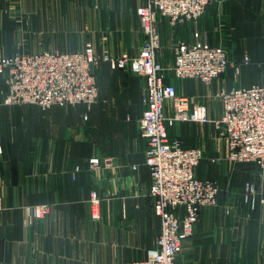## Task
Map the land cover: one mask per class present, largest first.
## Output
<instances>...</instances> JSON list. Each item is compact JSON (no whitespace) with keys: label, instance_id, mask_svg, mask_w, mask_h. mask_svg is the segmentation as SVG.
Here are the masks:
<instances>
[{"label":"crops","instance_id":"1","mask_svg":"<svg viewBox=\"0 0 264 264\" xmlns=\"http://www.w3.org/2000/svg\"><path fill=\"white\" fill-rule=\"evenodd\" d=\"M142 3L0 0V57L81 52L87 43L99 56H137L145 43L136 14ZM158 31L165 82L192 108L204 106L212 121L167 124L168 135L201 150L197 177L220 186L217 204L201 210L175 264H264V169L230 163L227 140L214 123L223 116L221 91L264 85V0H214L197 21L172 25L159 17ZM197 40L228 53V69L211 84L171 71L175 46ZM95 75L100 97L91 108L48 110L6 105L9 88L0 75V264H126L158 247L161 220L139 130L145 82L106 62ZM164 109L172 115L169 102ZM248 183L257 190L254 208L244 198ZM93 192L100 199L98 220ZM40 205L50 214L36 220L33 207Z\"/></svg>","mask_w":264,"mask_h":264},{"label":"built area","instance_id":"2","mask_svg":"<svg viewBox=\"0 0 264 264\" xmlns=\"http://www.w3.org/2000/svg\"><path fill=\"white\" fill-rule=\"evenodd\" d=\"M141 1L136 14L145 34V43L137 56L126 53L120 58L107 53L99 56L92 43H87L83 51L73 53L17 52L11 57H0V75L5 77L9 88L6 105H35L43 110L77 105L91 108L100 97L95 69L104 62L113 69L128 70L144 80L145 108L139 130L148 144L146 166L151 175L150 197L154 212L161 220V234L158 247L149 250L145 260L126 264H175L184 242L193 235L201 210L217 204L220 187L217 182L197 177L202 151L185 148L168 135L167 124H207L212 121L204 106L192 108L186 97L177 94L173 84L165 82L168 69L156 59L160 48L158 19L166 18L172 25L197 21L214 0ZM175 55L171 71L178 79H198L211 84L229 66L224 48L199 40L191 45L177 44ZM217 96L224 110L221 120L214 123L227 140V160L231 163L254 162L264 167V85L223 90ZM167 102L172 107L169 117L164 109ZM87 118L85 116V120ZM91 165L98 166L99 160H92ZM244 198L252 208L255 207L258 200L254 184L246 185ZM260 201L264 204V196ZM91 203L92 218L98 220L100 200L95 192L91 194ZM49 214L48 205L33 207L36 220Z\"/></svg>","mask_w":264,"mask_h":264},{"label":"rangeland","instance_id":"3","mask_svg":"<svg viewBox=\"0 0 264 264\" xmlns=\"http://www.w3.org/2000/svg\"><path fill=\"white\" fill-rule=\"evenodd\" d=\"M19 52H21V51H19ZM16 54V53H15ZM29 54V53H28ZM157 59V58H156ZM77 108V107H81V106H65V108ZM231 163V162H230ZM232 164H235V163H232ZM259 165V164H258ZM260 166V165H259ZM262 169H264V167H262V166H260ZM215 182V181H214ZM219 185V184H218ZM220 187V186H219ZM244 195H245V190H244ZM100 200V199H99ZM227 211H229V210H227ZM230 216V215H229Z\"/></svg>","mask_w":264,"mask_h":264}]
</instances>
